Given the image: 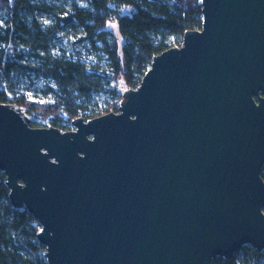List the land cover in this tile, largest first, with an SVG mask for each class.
I'll return each instance as SVG.
<instances>
[{
	"label": "water",
	"instance_id": "1",
	"mask_svg": "<svg viewBox=\"0 0 264 264\" xmlns=\"http://www.w3.org/2000/svg\"><path fill=\"white\" fill-rule=\"evenodd\" d=\"M119 113L33 128L0 104V172L47 264H213L264 252V0H202Z\"/></svg>",
	"mask_w": 264,
	"mask_h": 264
},
{
	"label": "trees",
	"instance_id": "2",
	"mask_svg": "<svg viewBox=\"0 0 264 264\" xmlns=\"http://www.w3.org/2000/svg\"><path fill=\"white\" fill-rule=\"evenodd\" d=\"M86 1L89 8L75 0H0V104L19 106L35 117L33 128L65 132L78 118L89 121L119 113L124 92L139 88L153 59L182 46L187 32L202 29V0ZM40 15L51 24L41 22ZM112 23L119 37L109 29ZM66 27L79 30L80 41L99 53L104 66L53 54ZM32 75L55 84L50 89L54 103L17 96L11 78ZM104 93L111 102L102 110L94 98ZM6 181L0 172V264H47L46 248L37 240V221L26 210L13 209ZM213 264H264V252L245 247L233 259L217 258Z\"/></svg>",
	"mask_w": 264,
	"mask_h": 264
},
{
	"label": "rangeland",
	"instance_id": "3",
	"mask_svg": "<svg viewBox=\"0 0 264 264\" xmlns=\"http://www.w3.org/2000/svg\"><path fill=\"white\" fill-rule=\"evenodd\" d=\"M42 1V0H41ZM45 2H53V0H43ZM76 3L82 8H89L88 2L86 0H75ZM56 4H62L61 2H55ZM67 7V6H65ZM2 13L0 12V24H1ZM39 20L45 25H50L51 20L47 16L40 15ZM109 29L112 33L119 37L116 24L112 23L109 25ZM83 36L79 30L73 29L71 27L64 28L60 33V41L56 48L53 50V54L56 56L66 55L72 59L80 60L81 62L89 65L90 67H96L98 65H103L100 62L99 53L90 46L89 43H83L80 39ZM172 43L177 45L175 38H172ZM11 82L16 84L17 96H25L30 101L39 103H54L53 93L50 89H56L55 84L45 78H36L35 76L20 77L13 76ZM5 83L4 85H8ZM97 106L100 109H105L107 104L111 102V98L107 94H97L94 98ZM36 231L40 232L41 227L37 226Z\"/></svg>",
	"mask_w": 264,
	"mask_h": 264
},
{
	"label": "flooded vegetation",
	"instance_id": "4",
	"mask_svg": "<svg viewBox=\"0 0 264 264\" xmlns=\"http://www.w3.org/2000/svg\"><path fill=\"white\" fill-rule=\"evenodd\" d=\"M75 129H74V127L72 126L68 131H65V132H63V133H66V132H73ZM62 132V131H61Z\"/></svg>",
	"mask_w": 264,
	"mask_h": 264
},
{
	"label": "built area",
	"instance_id": "5",
	"mask_svg": "<svg viewBox=\"0 0 264 264\" xmlns=\"http://www.w3.org/2000/svg\"><path fill=\"white\" fill-rule=\"evenodd\" d=\"M179 48H181V46ZM44 128H48V127H44Z\"/></svg>",
	"mask_w": 264,
	"mask_h": 264
}]
</instances>
